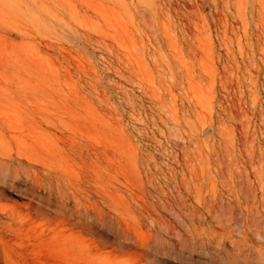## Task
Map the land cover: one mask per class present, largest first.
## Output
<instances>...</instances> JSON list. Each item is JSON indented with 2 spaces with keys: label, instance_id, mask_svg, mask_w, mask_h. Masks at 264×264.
<instances>
[{
  "label": "rangeland",
  "instance_id": "rangeland-1",
  "mask_svg": "<svg viewBox=\"0 0 264 264\" xmlns=\"http://www.w3.org/2000/svg\"><path fill=\"white\" fill-rule=\"evenodd\" d=\"M220 246L264 264V0H0V264Z\"/></svg>",
  "mask_w": 264,
  "mask_h": 264
},
{
  "label": "bare ground",
  "instance_id": "bare-ground-1",
  "mask_svg": "<svg viewBox=\"0 0 264 264\" xmlns=\"http://www.w3.org/2000/svg\"><path fill=\"white\" fill-rule=\"evenodd\" d=\"M2 165L4 167H6L7 169L9 170H12V171H17L18 169H27L28 171H31V168H28L26 166H24V161L22 159H7V160H2L1 161ZM42 172V167H39L38 168V171L36 173H41ZM205 241V240H204ZM198 242V241H197ZM210 245L213 244V242L211 241V239H209L207 241ZM207 242H204L205 244H207ZM220 245V244H219ZM223 247L220 246L219 249H217L216 251L212 252L213 256L217 257L218 254H221L223 251H225V253L228 255L230 252L234 251V250H231L230 252L228 251V249H226V247L224 249H222ZM232 249H235L234 247ZM249 253L248 255H246V259L244 260V252L243 250H238L240 252V254H235V255H231L229 254L228 256V260H226L225 264H257L256 261L253 260V257L251 256L252 253V248L249 247ZM219 261V260H218Z\"/></svg>",
  "mask_w": 264,
  "mask_h": 264
}]
</instances>
